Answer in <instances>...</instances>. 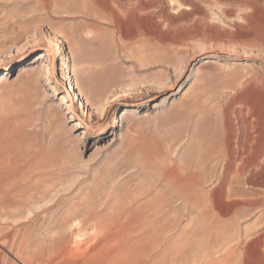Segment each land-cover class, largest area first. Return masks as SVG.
I'll return each mask as SVG.
<instances>
[{
    "label": "rangeland",
    "instance_id": "1",
    "mask_svg": "<svg viewBox=\"0 0 264 264\" xmlns=\"http://www.w3.org/2000/svg\"><path fill=\"white\" fill-rule=\"evenodd\" d=\"M107 1L0 0V243L23 237L31 251L43 249L87 215L95 224L123 214L151 240L157 264L163 255L172 264H215L237 240L221 264H264V242L262 254L244 250L264 231V195L240 187L250 192L216 202L221 162L202 185L200 211L166 182L208 151L232 93L227 80L264 109L255 81L264 80V0H184L186 17L155 2L153 11L169 18L151 36L144 13L119 21ZM238 25L258 37L239 45ZM133 28L139 33L125 39ZM26 40L31 48L18 56ZM6 248L0 264H21Z\"/></svg>",
    "mask_w": 264,
    "mask_h": 264
},
{
    "label": "bare ground",
    "instance_id": "2",
    "mask_svg": "<svg viewBox=\"0 0 264 264\" xmlns=\"http://www.w3.org/2000/svg\"><path fill=\"white\" fill-rule=\"evenodd\" d=\"M100 1L102 0H96L97 5L102 6ZM191 1L194 0H190V2ZM109 2H114V5L118 9V14L116 17L117 19L120 18L122 20L123 16L125 19L128 18L134 20L138 19L141 13H144L147 16L149 24V28H147L149 36H151L153 27H156L158 24H160V22L158 23V19H164L163 22H165V20L169 18L167 17L169 14L166 15L164 9L161 11V15H158L153 11L155 8V2H159L161 4L171 3V10L179 12V14L183 17H186L190 14L184 10L186 9L184 8V0H108L107 3L104 4L109 5ZM125 28L127 27L125 26ZM137 30L138 29H134L132 31L123 30L124 38L130 39L131 36L133 37L136 35L135 33ZM234 31L235 38L238 40V43L241 46L246 45V43L248 44V42L250 43V41L253 42V40H255L259 35V33L254 30H245L241 25L235 26ZM151 43L152 42H150V45ZM30 48V42L27 40L22 42L18 46V56L25 57ZM152 48L156 49L157 47L154 45ZM148 50H152L151 47H148ZM205 65L208 64L203 63L201 67H205ZM227 81L228 82L224 84L231 87L232 93L231 96L229 95L230 100L228 103L226 102L227 104L223 105L222 107L219 106V117H216L214 120L215 122H213L212 128L209 131V136L211 135L212 142L210 141L211 144L209 149L207 147L208 151L206 154H204V156L199 155L197 158L190 160L187 166L183 169L182 173H172L171 175L167 176L168 178L166 179L167 184L173 188L172 192H175L176 195L180 196V198L183 199L186 204H190L197 211H200L202 206L201 204L204 200L202 185L205 181L212 178L211 173H214V170L217 169L219 162L223 164L221 166L222 171L220 175L215 178L216 184L212 190V192L215 190L218 191L217 195L215 194V201L217 200L218 203H222V200H226L225 198L229 199L230 197H235L237 195H246L245 193L250 191L253 192V190L256 191V193L253 192L254 194L264 195V109H257L254 105H249L247 99L249 95H251V92L245 90L242 86L241 88L237 87L235 84V78ZM255 81L257 82L258 91L264 90V80L259 79V81ZM250 85L248 84L246 87ZM236 105H239L238 109L235 108ZM245 105H248L249 107L248 110L244 112L242 108ZM231 168L236 169L235 171L238 175L237 178H228L227 175ZM227 185L230 186L228 190H226ZM240 187H247L250 189V191L245 193L240 192L239 194L237 193V189ZM3 200L0 199L1 211L7 208L6 205L2 204ZM242 203H244V201H242ZM249 204L250 203H248V205ZM166 205L168 204L166 203ZM228 211L229 210L218 209L217 214L225 218L230 214ZM94 214H96V212ZM92 216L94 217V215L90 214L84 219H80L81 221L78 223L76 230L72 231L68 237H52L49 240V244L47 246L45 245L43 249L31 251V244L29 246V242H26L25 238L23 237H21L20 240V237H16L12 241L8 240L5 243L3 242L4 244L0 243V248L2 251L10 253L6 246L11 244V249H15L16 253L14 252V255L20 260L21 264L158 263L155 261L157 259L151 255V253L154 251L151 240L147 241L142 234L137 232V227H135L131 222H126L125 215L115 214L109 218L102 217L100 219L97 217L99 221L95 224L91 223L93 221ZM96 216L97 215H95V217ZM90 223L92 225L89 227L88 224ZM73 234L75 237L72 236ZM9 235L10 234L5 236V238H9ZM249 236L250 234H248L246 238ZM72 237L74 239H72ZM263 237L264 231L253 240L247 239L248 241L244 243L245 254L252 250L262 254L260 247L264 242ZM18 240L19 245L16 246ZM237 241L238 242H236V244L230 247L228 250V254L225 255L226 258L224 256L221 257L215 262V264H221L222 262L228 263L227 256L233 254V252H236V249L239 248L238 246L242 245L243 243H241L240 240ZM262 256L264 257V254H262ZM246 257H248V255ZM246 257L244 258V261L246 260ZM4 264L12 263L5 260ZM160 264H172V262L171 259H169V256L163 255Z\"/></svg>",
    "mask_w": 264,
    "mask_h": 264
}]
</instances>
